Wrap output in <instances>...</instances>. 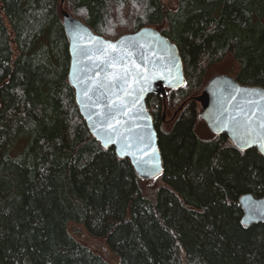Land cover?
<instances>
[{"label": "trees", "instance_id": "trees-1", "mask_svg": "<svg viewBox=\"0 0 264 264\" xmlns=\"http://www.w3.org/2000/svg\"><path fill=\"white\" fill-rule=\"evenodd\" d=\"M61 7L111 40L153 26L179 48L186 85L150 96L164 173L145 190L128 159L90 134L68 81ZM231 57L264 88V0H0V264H264V224L239 200L264 197V157L198 133L192 96ZM165 125L164 110H178ZM175 113V112H174Z\"/></svg>", "mask_w": 264, "mask_h": 264}, {"label": "water", "instance_id": "water-1", "mask_svg": "<svg viewBox=\"0 0 264 264\" xmlns=\"http://www.w3.org/2000/svg\"><path fill=\"white\" fill-rule=\"evenodd\" d=\"M61 16L69 39L68 81L91 136L128 159L140 179H157L164 165L147 99H166L169 90L185 87L178 46L155 28L111 40L62 7ZM192 99L200 103L199 118L213 135L225 134L239 150L256 149L264 157L263 87L217 74ZM239 205L245 227L264 224V197L246 194Z\"/></svg>", "mask_w": 264, "mask_h": 264}, {"label": "rangeland", "instance_id": "rangeland-1", "mask_svg": "<svg viewBox=\"0 0 264 264\" xmlns=\"http://www.w3.org/2000/svg\"><path fill=\"white\" fill-rule=\"evenodd\" d=\"M165 4H168V6H174L175 5V0H162ZM156 28V27H155ZM159 29V28H157ZM236 68V64L234 62V60L229 57L225 62H223L221 65H216L214 67H212L207 74V81H209L212 77H214L217 74H224V75H229L232 76V69ZM208 83V82H207ZM202 93V92H201ZM200 94H197L193 97H197ZM167 98V96H166ZM164 99V98H163ZM165 101H167L166 99H164ZM195 100V99H194ZM200 104V103H199ZM185 105V103L181 106L183 108V106ZM181 107L178 110L173 109L172 111L168 112L169 110H167L166 106H165V110H164V119L163 121L165 122L164 124L167 125L170 121V119L172 118V116H176L177 113L182 110ZM175 112V113H174ZM202 121V120H201ZM198 133L203 136V137H210V135H213L210 130L208 129L206 123L204 121L200 122L198 127H197ZM144 183V189L148 190V191H153L157 188V186L160 185V181H156V179L154 180H150V181H145L143 180ZM69 228L70 231L72 233H75L76 237L83 241L85 244L89 245L95 252L99 253L100 255H102L104 257V259L110 261L112 264H115L117 262V257L113 254V252L109 249V247H107L105 240L103 239H99V238H94L91 235H89L86 231V229L76 223H70L69 224Z\"/></svg>", "mask_w": 264, "mask_h": 264}, {"label": "bare ground", "instance_id": "bare-ground-1", "mask_svg": "<svg viewBox=\"0 0 264 264\" xmlns=\"http://www.w3.org/2000/svg\"><path fill=\"white\" fill-rule=\"evenodd\" d=\"M145 27H151V28H155V27H153V26H145ZM145 27H143V28H145ZM155 29H157V28H155ZM159 30V29H158ZM142 180V179H141Z\"/></svg>", "mask_w": 264, "mask_h": 264}]
</instances>
